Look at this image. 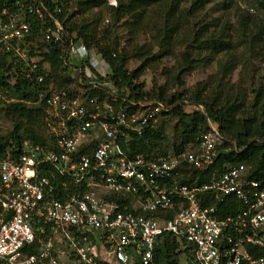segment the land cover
I'll return each instance as SVG.
<instances>
[{
	"label": "built area",
	"instance_id": "obj_1",
	"mask_svg": "<svg viewBox=\"0 0 264 264\" xmlns=\"http://www.w3.org/2000/svg\"><path fill=\"white\" fill-rule=\"evenodd\" d=\"M61 11L57 0L0 8V59L13 58L15 72L36 81L52 139L45 147L24 141L19 151L10 142L0 152V264H154L166 232L183 240L189 264H264V177L247 180L241 163L202 184L180 182L186 168L215 163L225 138L210 121L196 146L130 156L132 134L141 135L168 107L120 97L106 58L67 31ZM35 21L44 42L68 39L69 88L46 81L39 56L29 55L24 42ZM109 24L105 18L102 28ZM228 194L244 207L221 216L208 199Z\"/></svg>",
	"mask_w": 264,
	"mask_h": 264
},
{
	"label": "trees",
	"instance_id": "obj_2",
	"mask_svg": "<svg viewBox=\"0 0 264 264\" xmlns=\"http://www.w3.org/2000/svg\"><path fill=\"white\" fill-rule=\"evenodd\" d=\"M57 1L67 31L87 46L96 47L110 64L120 97L157 100L168 107L141 135L132 134L130 156L156 158L171 151L180 153L199 143L210 121L225 138L215 163L204 169L186 168L180 182L202 184L213 172L241 163L246 166L247 180L264 177V66L252 65L253 60L264 63V0H224L218 16L205 14L208 0H116V5L108 0ZM11 2L0 0V8ZM105 15L110 24L102 28ZM119 25L127 31L125 46L112 35ZM42 29L35 21L32 36L24 42L29 55L39 56L40 72L46 75V81L69 88L72 80L64 52L68 39L59 44L46 43ZM139 35L149 36V41L139 44ZM166 57L174 60L171 66L163 64ZM130 61H137L138 66L129 69ZM12 62L13 58L0 59V92L7 98L0 99V111L11 122L8 136H0V152L10 142L17 151L24 141L45 147L52 139L44 137V112L36 103V81L16 73ZM212 64L215 70L205 80L188 93L180 91L186 74ZM240 67V81L232 83L231 76ZM146 71H160L165 82L146 88L140 80ZM100 92L93 90L90 95L102 98ZM186 105L193 109L186 111ZM208 201L221 209V216L244 207L234 194ZM172 215L173 211L164 213L167 218ZM183 244L181 238L168 232L160 235L154 248V264H179V254L185 253Z\"/></svg>",
	"mask_w": 264,
	"mask_h": 264
},
{
	"label": "rangeland",
	"instance_id": "obj_3",
	"mask_svg": "<svg viewBox=\"0 0 264 264\" xmlns=\"http://www.w3.org/2000/svg\"><path fill=\"white\" fill-rule=\"evenodd\" d=\"M114 1L116 2V0H109V3H113ZM222 2H224V0H208L206 5H205V11H206L205 14L208 16L209 15L218 16L221 12L220 10H221ZM241 5L243 8H245V9L247 8L246 4L244 5L242 3ZM105 17L109 18L107 15H105ZM102 23H103V21H102ZM101 27H102V24H101ZM112 35H113V37L116 36L118 38V41L120 42L121 46H123V45L125 46L127 44L126 43L127 31L121 25L117 26L114 29V32ZM144 41L148 42L149 36L139 35L138 36L139 44H142ZM173 63H174V60L172 58L166 57L163 59V64L165 66H171ZM252 65L256 66L257 68H260V67L263 68L264 63L262 60H253ZM128 66H129V69L132 70L138 66V62L137 61H130ZM214 70H215V65L212 64L209 67L198 68L192 72H189L188 74H186L184 76V85L182 88H180V91L183 90L186 93H188L191 89H193L195 87L196 83H198L199 81L205 80L209 74L214 72ZM243 72L245 73V70ZM240 75H241V67L238 68L233 73V75L231 76V82L237 83L238 81H240ZM140 80L145 82L146 88H151V86H153V84H157L159 86L165 82V78L161 74L160 71L154 72V73L146 71L142 75ZM0 99L3 100L2 97ZM4 99L7 100L6 97H4ZM2 108H4V106H2ZM192 109H193V107L190 105L185 106L186 111H191ZM170 127H168V131H167V135H168L169 139H171V136H172ZM10 129H11V122L5 116L4 112L0 111V136L1 135L2 136H8ZM44 137H48L45 130H44ZM178 263L179 264H189L187 254H185V253L179 254Z\"/></svg>",
	"mask_w": 264,
	"mask_h": 264
}]
</instances>
